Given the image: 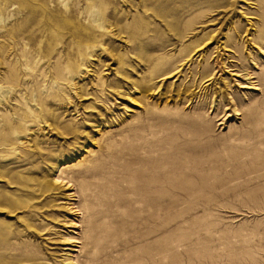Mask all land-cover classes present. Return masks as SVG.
I'll list each match as a JSON object with an SVG mask.
<instances>
[{
    "label": "rangeland",
    "instance_id": "rangeland-1",
    "mask_svg": "<svg viewBox=\"0 0 264 264\" xmlns=\"http://www.w3.org/2000/svg\"><path fill=\"white\" fill-rule=\"evenodd\" d=\"M0 264H264V0H0Z\"/></svg>",
    "mask_w": 264,
    "mask_h": 264
},
{
    "label": "bare ground",
    "instance_id": "bare-ground-1",
    "mask_svg": "<svg viewBox=\"0 0 264 264\" xmlns=\"http://www.w3.org/2000/svg\"><path fill=\"white\" fill-rule=\"evenodd\" d=\"M199 44V43H198ZM198 50V49H197Z\"/></svg>",
    "mask_w": 264,
    "mask_h": 264
}]
</instances>
